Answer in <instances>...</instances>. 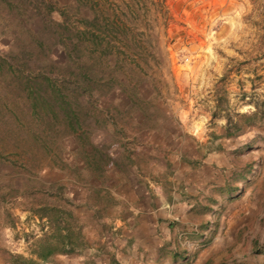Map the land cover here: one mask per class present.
<instances>
[{"label": "rangeland", "instance_id": "rangeland-1", "mask_svg": "<svg viewBox=\"0 0 264 264\" xmlns=\"http://www.w3.org/2000/svg\"><path fill=\"white\" fill-rule=\"evenodd\" d=\"M8 1L9 11L17 16L16 8L29 7L31 0ZM51 1L67 12L70 32L83 29L94 34L86 35L90 44L97 43L91 46L92 59L81 61L91 67L89 74L101 85L95 97L108 113L107 118L98 111L85 113L90 115L89 128L84 127L86 143L70 137L54 145L46 141L52 150L49 160L39 143L33 145L28 138L29 134L41 136L37 124L26 114L21 97L10 92L7 76L0 77V194L5 198L0 202V264H5L6 253L27 257L31 238L40 235L36 218L27 210L30 198L23 199L12 189L17 187L21 193L23 188L51 187L68 197L76 184L96 185L97 177L89 178L87 168L78 171L77 167L85 154H92L88 142L103 154L116 143L128 148L136 132L133 123L142 115L144 123L155 127L180 120L187 132L205 137L208 130L225 127L224 114L215 107L219 97L230 124L264 128V0ZM3 6L0 0V10ZM51 18L61 22L56 14ZM23 27L39 33L35 25L16 21L14 16L6 19L5 30L16 33L19 41ZM10 42L0 37V52ZM59 49L57 44L50 55L57 68L65 62ZM19 149L41 165L28 182L17 183L6 162ZM235 164L240 172L249 171L231 183L244 195L223 212L219 233L231 227L239 234L264 235V152H238ZM89 169L93 172V167ZM90 191L89 200L97 207L110 203L104 195L99 198L96 190ZM5 214L9 217L4 218Z\"/></svg>", "mask_w": 264, "mask_h": 264}, {"label": "crops", "instance_id": "crops-1", "mask_svg": "<svg viewBox=\"0 0 264 264\" xmlns=\"http://www.w3.org/2000/svg\"><path fill=\"white\" fill-rule=\"evenodd\" d=\"M133 124L129 149L112 145L103 172L77 166L97 177L69 191L82 246L38 264H264L263 234L219 233L223 212L244 195L231 185L244 177L238 152H264V128L238 124L236 133L197 138L180 120ZM90 190L110 203L97 207Z\"/></svg>", "mask_w": 264, "mask_h": 264}, {"label": "trees", "instance_id": "trees-1", "mask_svg": "<svg viewBox=\"0 0 264 264\" xmlns=\"http://www.w3.org/2000/svg\"><path fill=\"white\" fill-rule=\"evenodd\" d=\"M28 5L29 7L22 5L21 9L16 8V16L12 10L9 11V1L4 0V6L0 10V37L11 39L6 49L0 52V77L7 76L10 92L21 97L26 114L37 124L41 136L28 133L30 142L33 145L38 142L39 148L50 160L52 150L49 145H54L58 139L70 137L86 143L88 134L84 127L89 126L90 115L85 113L98 111L107 118L108 111L97 104L95 94L101 92V85L89 74L91 67H86L81 61L83 57L92 59L91 53L94 50L91 48L94 47L91 46L97 43L93 41L90 44L86 35L93 37L94 34L83 29L70 32L68 23L71 22L67 12L51 0H31ZM5 9L8 10V15ZM53 14L59 16L61 22H55L51 18ZM11 16H14L16 21L20 19L24 23L35 25L39 33H31L23 27V38L19 41L16 33L10 34L5 30L6 19ZM85 21L82 19V22ZM57 44L65 59L61 68H57L50 60L52 48ZM220 106L219 97L215 100V107L224 114L225 132L236 133L238 124H230L227 113L220 109ZM211 115L214 117L216 112ZM142 116L144 120V115ZM92 118L95 121V115ZM108 122L112 124L110 118ZM46 141H49V145ZM81 143L80 145L84 146ZM88 144L92 154H85L83 164L89 168L93 167L92 170L102 171L110 160L108 153L103 154L99 147L90 142ZM16 146L18 149V145ZM19 151L20 149L16 151V157L7 159L6 162L17 176V183L28 182L41 165L26 150ZM247 172L249 171L243 173ZM236 177L241 178V175ZM13 185L14 183L10 182V186ZM12 190L23 199L30 198L27 210L36 218L40 235L31 238L28 257L6 253L5 264H38L50 260L56 254H72L82 246L81 227L74 212L76 206L59 189L38 186L23 188L21 193H18L17 187ZM0 202H5L4 195L0 194ZM5 217L9 216L5 214Z\"/></svg>", "mask_w": 264, "mask_h": 264}]
</instances>
